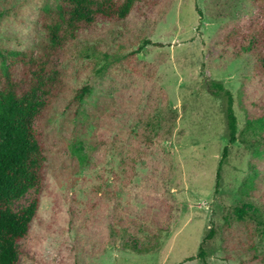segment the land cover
I'll return each instance as SVG.
<instances>
[{"label": "rangeland", "instance_id": "obj_1", "mask_svg": "<svg viewBox=\"0 0 264 264\" xmlns=\"http://www.w3.org/2000/svg\"><path fill=\"white\" fill-rule=\"evenodd\" d=\"M254 1L157 0L63 48L64 91L40 122L46 180L19 264H203L186 259L210 230L208 264H264L262 77L253 56L219 45L254 18ZM60 3L0 0V45L35 49L44 10ZM212 81L232 94L233 144Z\"/></svg>", "mask_w": 264, "mask_h": 264}, {"label": "trees", "instance_id": "obj_2", "mask_svg": "<svg viewBox=\"0 0 264 264\" xmlns=\"http://www.w3.org/2000/svg\"><path fill=\"white\" fill-rule=\"evenodd\" d=\"M156 3L157 0H61L57 8L44 10L40 21L44 40L35 49L13 50L0 45V264H19L17 246L28 237L40 207L48 162L40 122L64 91L63 78L54 60L65 46L84 35L120 25L134 11L145 15ZM253 9L254 18L225 30L219 45L253 56L257 61L256 76L262 77L264 88V0H255ZM210 89L225 98L228 144H233L237 140V119L232 94L215 81L210 83ZM89 90L87 86L77 90L74 100L80 103ZM259 120L264 122V113ZM228 152L226 145L216 172L215 191L220 186ZM30 192H34L31 201L14 210L12 203ZM213 234L210 230L198 254L186 260L200 259L208 264L203 244Z\"/></svg>", "mask_w": 264, "mask_h": 264}]
</instances>
